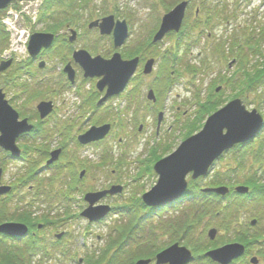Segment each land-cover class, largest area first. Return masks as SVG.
<instances>
[{"label": "rangeland", "instance_id": "rangeland-1", "mask_svg": "<svg viewBox=\"0 0 264 264\" xmlns=\"http://www.w3.org/2000/svg\"><path fill=\"white\" fill-rule=\"evenodd\" d=\"M109 1L112 2L113 0ZM117 1L118 3L120 2V0ZM154 1L155 0H124V8L129 13V21L133 32L136 34L144 32L143 29H139L143 27L145 29V35H147V29H150L164 14V11L161 8L159 9L158 6H154ZM202 1L203 0H196L195 4L189 11L190 19L194 16L195 8L199 6ZM206 1H208L210 5L214 4L215 6L212 8H215L216 11L219 10L217 7L219 4L222 5L225 2L224 5L226 7L225 10H221L223 13L218 14L220 16V26L209 29L206 32H202L201 27H196V30H193V34H188L190 39L186 38L189 41L186 45H189L188 47L192 45L193 48L188 50L185 47L183 48V51H181L182 55L180 62H182V64L177 66L178 72H180L175 78L174 86L170 90L172 95H168L163 99L164 103L162 106L164 107L163 111L165 113V131L170 126H173L174 129H172L175 134V140L173 142H168V150L164 152L165 154H163L161 151L162 149L160 148L164 143L157 141L155 143V145L158 143L157 149L153 147L147 148L146 142L149 141L147 140L148 137L142 141L135 138L134 133L137 132L140 123H147L152 130L155 129L157 114L154 115L150 121V119L143 116L142 112L137 113L140 121L136 123V125L133 123L134 119H130L129 116L127 117V114L122 117L121 127L124 126L125 132L122 131L121 127H118L117 131L122 133L121 137L128 139L123 145L119 146L117 140L118 136L115 138L110 137L109 140L100 145H89L88 147H81L78 145L77 137L82 131L85 129L88 130L87 128L91 126H95V122L98 123V121L101 120L111 122L108 120V117L105 116L109 108L112 107L113 110L114 107H118L119 103L122 102L121 100L125 101V99L119 97L120 99H115L113 103H108L107 106H103L93 115L95 103H90V105H88L86 102L88 97L92 96V91L89 89H91L93 84L85 81L81 73H79L77 83L74 87L66 82L65 77L62 79L61 71L59 70L63 67L59 66V64L55 61V57L57 56L56 52L61 50L60 47H58L59 49H56L53 53L49 55L47 54L46 57H43V61L46 64L45 68L41 69L43 71L39 70L37 64L29 66L27 49L24 48L23 51L20 49L22 47H27V36L29 37V35L33 33L44 32L45 30V21H39L37 19L36 22L33 21V13H35L36 9L38 10V7L42 5L41 3L35 7L34 3L23 2L24 5L22 3L21 5H14L7 13H2L0 15L1 21L7 14H11L12 16V13H15L12 16L13 22L16 20L14 22L16 30L9 31L8 28H5L7 38L0 35L2 36L0 37L1 43L4 42L5 44L6 42L4 46H0V59L3 57H11L13 58L16 66H10L6 69L7 71L5 70L1 73L8 78V85L10 87L12 82L16 84L19 80L18 82L23 85L22 88L34 95V98L29 101L22 100L14 103L18 104L19 109L23 106L21 111L28 115L33 112L35 105L40 100L55 98L57 113L54 114L49 121L42 124V126H45L49 123L56 122L57 125L50 128V133L57 134V138L51 140L48 152L53 148H58L59 144L60 146L63 145L65 147L63 156L65 157L64 160H78L81 164L88 166L89 171L86 174V181L88 185L85 192H96L102 190L104 186H109L111 184H113V186L114 184L123 186L124 190L121 195L111 196L110 200L106 199L101 203H106L107 205L115 208L124 206L128 208V211L115 210V212L111 213L109 218L98 225L91 226L81 217H78L81 218V220H78L77 218L69 219L70 223H65L62 226L63 230L69 233V235L67 238L62 240L60 245H58L59 250L56 254L57 256L54 254L50 255L49 252L47 254L40 253L35 259L36 263L85 264L84 261L86 259L97 260L104 257V255L107 258L110 257L112 250L115 252L117 249L116 247H118L120 242H126L127 247L125 250L128 249L126 252H130L134 255H136L137 251L140 249L137 246H146L147 257L145 256L144 260L149 259L151 264H157V255L163 252V250L168 247V244L170 246L175 241L171 234L176 231L178 225L180 223H184V221L189 222L190 225L193 224L194 219L191 213H196L199 207V205L195 203L196 201H194L195 197L194 200H179L165 206H149L144 204L143 201L141 202L142 204L139 203L143 195L150 192L158 181V175H155L154 173L155 164L157 162V157L155 156H158L161 160L165 158L160 157L161 155L168 156V154L174 152L179 147L183 140V136L188 131V127L190 128L193 123L199 121V118L201 117L200 105L197 106L200 99L205 101L212 88L218 85L223 86V84L218 81L220 75H229L228 77L233 76L234 72L238 70V59H241L243 55L249 58V62H247L246 65L251 68L258 67V69H262L264 65V0H246L248 3L244 0ZM97 3L99 10L96 13H93L91 10L94 6L92 5L88 10V14H86V18H88L87 21L79 27V33L82 37L80 43L84 42V27L88 25V20L90 19L91 21L95 17L94 15L100 16V20L103 19L112 8V6L105 8L103 0H100ZM28 4H31V6ZM121 11L123 12L122 6ZM47 13L50 15V12ZM74 14H80V12L73 13V15ZM221 16L225 17L222 18ZM219 21L216 20L217 23H219ZM0 25L3 28V23H0ZM198 30L202 32L201 35H198ZM19 32H23V35ZM142 35L143 34L138 35L140 37L138 39V43L142 44L139 45L140 47H144L143 45L147 39V36L145 37V35ZM90 37H95L93 32ZM17 40L21 41L22 45L18 46V49H14V45L17 46ZM164 41V47H168V50L171 53L172 51L170 50V45L173 44L174 38H166ZM182 41L183 40L179 42ZM97 42L98 44L100 43L101 47L107 43L106 40L104 44L102 40ZM169 56L170 55H167V57ZM22 66L25 67V72L30 74L27 79L36 80L33 85H31V81L28 82L30 84L26 82L27 79L24 77V72L21 69ZM162 69L163 65H155L154 74L149 80H147L148 83L153 84L157 73H160ZM171 71L172 70L169 68L168 71L164 70L161 75L168 76ZM173 71L177 72L176 67ZM33 73L36 75L33 76ZM92 89L94 90L95 88L92 87ZM263 90L264 86L263 89H257L260 104L264 103ZM224 91L225 96L230 94L232 95V93H230L231 90L227 89ZM77 92H79V98H76ZM21 93L22 94H19L18 91H14L12 92V97L20 95V97L25 98V93L22 91ZM261 94H263L262 97ZM231 95L229 97H231ZM95 97L98 98L97 95ZM231 100L232 99H229L228 101L226 100V103H230ZM242 101L249 110L259 108L260 112L264 114L263 106L260 107L254 93L249 94V99L247 101H244V99H242ZM166 102L167 105H165ZM258 105L259 107H257ZM177 107L181 108V112H176ZM161 109L162 107L159 106V108H156V111ZM183 112H187V115L183 116ZM181 119L183 121H181ZM206 119L207 117L205 120ZM128 121L130 124H127V126L126 122ZM67 123H69L68 127L71 125L70 128L66 126ZM190 123L192 124L189 125ZM84 126H86V128ZM263 130L264 128H262V131ZM261 135L263 137L260 136V138L263 139L264 131ZM113 138L115 141H113ZM258 139V137H255L248 143L242 144L240 149L237 147L231 148V152L229 154L224 155L220 160L216 161L208 175L203 177L201 176L197 178L196 181L192 180L191 175L188 176L186 178V181L188 182V189L185 194L194 196L196 195V189L199 193L201 190L208 188L210 184L212 185L216 179H221L220 181H223V183L215 182V184L229 186L227 183L230 178L224 173L236 168L241 162L246 163L248 168L250 165H253V157H235L233 153H240L241 155L249 154L251 151L252 153H255L257 150L256 148L248 147H256ZM25 142L28 143V141ZM24 143H21L20 148L23 152H27L28 144ZM154 150L156 152L151 155ZM31 155L32 158L37 157L36 154L34 155L31 153ZM24 164L25 162L22 163L16 161L4 164L6 170H4L3 184L10 185L13 177ZM38 171H40V169ZM243 171L251 172L253 169L250 167L249 169H244ZM243 171H240L239 174H245L242 173ZM51 174L52 172L43 170L39 173V176L41 175L43 177H47ZM168 181L170 183H174V180ZM192 186L193 188H196L193 191H191ZM203 198H206V196H203ZM31 201L32 197L30 193L25 191V189L18 192L14 199V202L16 203ZM204 202L206 204L202 202L203 208L200 212L203 211L206 205H211L213 203V211H217L216 208L218 206L214 196L208 195ZM83 203L79 201L78 205H80V207L84 206L85 208L86 203ZM153 207H156V210L152 209V211H150L149 208ZM242 207H239V210L244 209L241 217V220L244 222L247 219L254 217V214H258L261 210V206L256 205L255 203L254 205L248 204L246 208H244L243 205ZM14 208L15 206L12 207V209ZM84 208L79 209L75 206L68 210V214H65L64 210H56L54 212L55 215L59 213L63 216V218H68L75 216V214L82 211ZM34 212L38 211L34 210ZM148 214L149 216H147ZM139 216L141 217L139 218ZM3 218H0V221H3ZM200 223L201 225H197L187 232L188 234L186 235L184 241L180 243L178 241L177 242L189 249L191 248L185 245L189 238L195 239L196 241L204 238V242H207V232L211 227H215V223L207 216L204 217ZM88 226L91 228H88ZM53 231L46 234H50L52 236ZM56 232L59 233L61 231L56 229ZM40 236L42 237L43 234H40ZM166 243L168 244L165 245ZM151 245H153L154 251L152 249L148 250ZM5 250L9 251L8 248H5ZM148 251L153 253L150 254ZM194 257L197 261V256L195 255ZM80 259H83V261L78 263V260ZM29 262L30 260L28 258V263ZM190 263L188 262L186 264ZM0 264L10 263L4 259L0 260Z\"/></svg>", "mask_w": 264, "mask_h": 264}, {"label": "flooded vegetation", "instance_id": "flooded-vegetation-1", "mask_svg": "<svg viewBox=\"0 0 264 264\" xmlns=\"http://www.w3.org/2000/svg\"><path fill=\"white\" fill-rule=\"evenodd\" d=\"M49 1H54L57 2V0H49ZM123 1V2H122ZM120 0L118 3L117 0H113L112 2L109 0H106L108 2L109 6H112L109 11V14H114L116 15V22H118V19L124 20L126 24V31H127V37L123 41V44L121 46H116L115 40L117 37V34L119 32H122L123 29H121L120 26L114 25L113 28L111 29L110 33L108 34H101V30L97 27L91 28L90 27V19L88 20L89 22L86 24L87 26L84 27L85 33H84V42L80 43V40L82 39L81 34L79 33L80 30V25L85 23L87 20L84 19V16L80 14H73V10H61L58 11L59 15H56V13L50 12L49 18L51 21V25H46L44 32L42 33H48V34H53L54 35V42L53 46L50 49H46L40 52V54L34 58L29 57L28 60H32L34 64L38 65L39 70L44 69V66L41 68L39 67L41 62L43 61V57H46L47 54L53 53L56 49H59L58 47L61 48L60 51L56 52L57 56L55 57V61L59 64V66H62L59 71H61V77L62 79L65 77L66 82L71 85L75 86L77 83V77L79 73L82 74L83 79L87 82H91L93 85L91 86L92 91V96L88 97L86 100L87 104L90 105V103H95V109L93 112V115L100 110L103 106H107L108 103H113L115 99H120L121 97L125 99V101L121 100L122 102L119 103L118 107H114L112 110V107L109 108L107 114L105 116L108 117V120L111 122L107 121H98L95 122L97 127H101L104 125H110L109 133L107 137H105L102 140H99L98 142H91L86 145H81V147H88L89 145H100L105 143L107 140L110 139V137H117L118 144L123 145L125 142H127V138L124 139L121 137L122 133L120 131H117L118 127H121V119L122 117L127 114V117L129 116L130 119H134L133 123H138L140 120L138 118V112H142L143 116L146 117L147 119L152 120V117L157 114L156 116V124H155V131L152 130V128L149 126L147 123H140L137 132L134 133V136L137 140H143L148 137L146 142L147 148L153 147L157 149V144L155 143L162 142L164 144L161 145V151L163 154L166 150H168V142H173L175 140L174 138V133H173V126H170L166 131H165V120H164V107L162 106L164 101L163 99L166 96H171L172 93H170L171 88L175 84V78L179 75L173 69L179 65V60L181 59V51H183V48L188 47L189 45H186L187 42H189L186 38L190 37L188 36V33L192 29H187L188 25H193L190 23L194 22V18L196 17L195 12L194 16H192L191 20H187V22H183V27L180 29L179 32L171 31L166 34V36L158 41H155V35L158 33L160 30L161 24L160 22H155V24L150 28L147 29L148 34L145 35V29L139 28L140 30L143 29L144 32H140L139 34H136L133 32V29L131 27V23L129 21V13L128 11L124 8L125 2L124 0ZM181 1H186V0H181ZM188 1V0H187ZM105 0H103L104 4ZM105 2V3H106ZM163 3H168V0H155L154 5L155 6H161ZM195 3V0H189V5H193ZM171 4V3H170ZM121 6L123 7V12L121 11ZM99 10V7L96 6ZM103 7V6H102ZM97 10V11H98ZM95 11L94 13H96ZM213 14V13H211ZM74 16V17H73ZM95 17L93 20H100V16L94 15ZM161 20V18H160ZM70 30L72 32H70ZM92 32L94 33L95 37H90L92 36ZM143 34L142 36L145 35L147 36L146 42L143 45L144 47H140L139 45L141 43H138V39L140 38L138 35ZM141 36V37H142ZM174 38V42L172 45H170V49L173 50V53L168 54V47H164V39L166 38ZM86 38V39H85ZM102 40L103 44L105 40L107 43L101 47L100 43L98 44L97 41ZM183 40L182 42H179ZM79 43V44H78ZM102 44V43H101ZM142 45V44H141ZM192 46V45H190ZM178 49V53L176 54L174 51ZM69 48V49H68ZM80 51H86L89 53V55L92 58L100 57L103 60L109 61L111 60L115 55H119L121 57L122 62H129L132 60H138L137 63V71L135 73V76L130 80L128 89L125 90L124 93L119 94V95H113L105 99V94L107 93V88L104 89H99V83H100V78H86L84 77V72L82 68L80 67V64L76 62L74 59V54ZM167 55H170L167 57ZM53 56V55H52ZM51 56V57H52ZM154 59L155 60V65H163V71L167 70L166 65L171 66V73L169 75V82L167 84V90H162V91H156L155 92V99H149L147 97V92L150 88H152L155 85L154 84H149L148 82H145V79H150V76L144 75V69L148 63V61ZM167 61V62H166ZM166 62V63H165ZM16 64H12V67L15 66ZM70 65L72 68H74V73H75V79L74 81H71L69 79L68 74L65 73L64 69L66 66ZM7 71V70H6ZM43 71V70H41ZM154 73V72H153ZM152 73V74H153ZM35 76V75H34ZM158 74L155 77V81L158 79ZM135 79H139L138 83H136ZM159 79H163V77H160ZM22 80V79H21ZM179 81V79H178ZM8 78L5 77V75L2 73L0 74V90L5 94L6 100L10 102L12 107L19 112V107L18 104L14 103L16 101H22L24 98L20 97L18 95L17 97H12V92L16 90V84H11V87L8 85ZM145 82V83H144ZM95 83V86H94ZM95 88L94 90L92 89ZM137 87L138 89H136ZM7 91V92H6ZM19 94H22L21 91L18 92ZM79 92L76 93V98H79ZM91 94V93H90ZM98 96L95 97V96ZM120 97V98H119ZM84 99V98H82ZM55 103L54 105V114L57 113V104L55 102V98H52ZM167 105V102L165 103ZM159 106L162 107L161 110L156 111V108H159ZM116 111V113H115ZM176 112H181V108L177 107ZM163 113L162 121L160 126H158V121H159V114ZM187 112H183L182 115L185 116ZM106 120V119H105ZM132 123V124H133ZM130 124V122H126V125ZM69 123L66 124L68 127ZM55 126H57L55 124ZM128 126V125H127ZM71 125L68 127L70 128ZM86 128V126H84ZM92 127V126H91ZM90 128V127H89ZM122 131L125 132L124 126L121 127ZM173 128V129H172ZM88 129V128H87ZM86 131V129L84 130ZM82 131L81 133H84ZM54 136L52 139L57 138V134L53 133ZM34 135L36 134H23L21 135L18 140L17 144L20 147L21 143H24L25 141L31 142L34 138ZM79 136V135H78ZM113 138V141L115 139ZM51 139V140H52ZM184 140V139H183ZM182 140V141H183ZM140 141V142H141ZM77 142H78V137H77ZM139 142V143H140ZM26 143V142H25ZM24 143V144H25ZM155 145V146H154ZM57 148V147H56ZM53 148L52 150L56 149ZM58 148L62 149V154L64 155L65 152V147L63 145L58 146ZM21 149V148H20ZM22 150V149H21ZM51 150V151H52ZM156 151H152L151 155L155 153ZM50 154V151H49ZM2 157H7L8 159L12 158L9 153L3 152ZM158 157V156H155ZM162 157V155L160 156ZM26 158L28 159V156L25 154V152L22 151L21 154V162H25ZM49 159V157H46ZM65 157H59V160L54 163L51 166V171H57L58 167H63L64 171L60 172L59 178L57 179L58 184L56 185L55 189L61 190V193H63V196H60V198L56 199V193L54 194L53 188L50 187H39V188H32L28 187L25 189L27 193H30L32 197L31 202H14V200H8L7 202H4L0 205L6 206L5 208H2V210H5V213L3 212L2 215H5L8 221L12 222H19L24 224L27 227V234L25 235L28 240H31L32 242H37L41 241L43 242V247L44 251L46 252H54L58 253V245L62 243V240L68 237L69 233H67L65 230H63V225L65 223H70L69 219L73 217H65L61 216L59 213L55 215L56 210H64L65 214H68V210L70 208H73L77 206L79 209L84 208V206L78 205L79 201L82 200L80 196L77 197V201L73 202L72 201V192L71 189L79 195L80 193L83 192V189L87 187V185L81 183L80 185H74L72 186L73 180L70 177H67L68 174L72 171L73 167H76L77 173L84 171V175H86L89 171L88 166L85 164H81V162H78V160H64ZM6 160V159H5ZM48 169V168H45ZM67 177V178H66ZM66 178V179H65ZM79 178V177H78ZM82 179V178H79ZM116 184H114L115 186ZM113 184L109 186H104V188L101 191L105 190H110L113 187ZM120 186V185H119ZM17 196V191H14L12 193L11 198H15ZM58 197V196H57ZM111 196H107V199L110 200ZM10 198V197H7ZM6 198V199H7ZM10 198V199H11ZM83 203V201H81ZM84 205V203H83ZM15 206L14 209L12 207ZM86 206V205H85ZM27 209V210H25ZM111 209H115V207H112ZM151 211L152 209L156 208H149ZM34 210L38 212H34ZM9 216V217H8ZM72 216V213H71ZM78 220H81V218L76 217ZM105 221V220H103ZM103 221L100 222H94V223H89L91 226L92 225H98L101 224ZM59 222V223H58ZM239 226L242 228L235 229L233 230V233L231 235V240L232 242L230 243H238L242 244L245 248L243 255L239 258L238 261L234 262V264H254L251 258L253 256L259 257V255L264 252V238H257L255 239V236H261L262 234L257 230L258 226L256 223H253L252 220H250L247 223H240ZM88 228H91L88 226ZM56 229H58L59 233L56 232ZM54 230V231H53ZM52 236L48 233L52 232ZM246 231L248 234H246ZM47 233V234H46ZM89 233V231H88ZM40 234H43L41 237ZM244 237V239H243ZM26 239H17L14 238V240H17L21 242L22 244ZM248 239V242H247ZM16 241H14L15 243ZM153 245H151L150 249L148 250H153ZM147 251V250H146ZM150 253V251H148ZM33 260V259H32ZM34 263V261H32ZM257 264H263L262 260L259 261Z\"/></svg>", "mask_w": 264, "mask_h": 264}, {"label": "water", "instance_id": "water-1", "mask_svg": "<svg viewBox=\"0 0 264 264\" xmlns=\"http://www.w3.org/2000/svg\"><path fill=\"white\" fill-rule=\"evenodd\" d=\"M37 0H0V11L20 3L34 2ZM188 3H182L174 8L163 18L161 28L155 36V41L162 39L169 31H179L185 16ZM102 29L109 33L114 25L120 26L122 32L117 34L115 44L121 46L127 37L125 22L114 24V18L109 17L103 20ZM97 23V22H96ZM94 23V25H96ZM54 41L53 34L35 33L31 36L28 51L31 57H36L42 49L49 48ZM74 59L80 64L85 72V77H100L99 88H108L107 97L118 94L124 90L128 81L137 68L138 60L122 62L119 55H115L111 60L106 61L100 57L92 58L88 52L80 51L74 54ZM12 64V60L0 64V73L5 71ZM153 61H149L145 73L152 71ZM69 79H74V69L68 65L64 69ZM53 109L52 102H42L37 106V110L42 119L46 118ZM264 124L263 117L257 110L251 112L246 109L241 100H234L225 107L211 115L202 130L186 139L169 156L160 160L154 170L159 175L157 185L143 196V201L149 206H165L184 199L186 196V177L193 174L192 178L197 179L208 175L211 166L220 156L235 147L246 144L260 133ZM33 129L27 119L20 120L19 113L5 99V95L0 91V146L9 151L15 158L19 157L21 151L17 146V139L24 133ZM110 126L92 128L84 135L79 136L81 144L103 139L109 132ZM61 153L55 150L51 153L48 164L53 163ZM84 173L81 174L83 176ZM1 175V170H0ZM168 180H174L170 183ZM11 190L8 186L0 187V196ZM121 191L117 187L111 191L103 193H92L86 196L90 207L83 213V216L91 220H98L109 213L108 207H96L93 205L106 194H116ZM218 194L224 195L228 189L222 187L215 190ZM238 193L246 194L247 187H238ZM27 227L18 223H6L0 225V234L8 236L22 237L26 234ZM217 230L212 229L209 237L215 239ZM244 252L242 245L236 244L225 248L209 252L208 257L220 264H229L233 259L238 258ZM193 259L192 253L179 244L172 245L167 250L157 255V264H186ZM150 261L142 260L137 264H149Z\"/></svg>", "mask_w": 264, "mask_h": 264}, {"label": "trees", "instance_id": "trees-1", "mask_svg": "<svg viewBox=\"0 0 264 264\" xmlns=\"http://www.w3.org/2000/svg\"><path fill=\"white\" fill-rule=\"evenodd\" d=\"M69 2L73 6L75 3H77V0H70ZM60 3H62V0H57V2L46 0L42 7L41 21H45V22L50 21L47 12H51L52 7ZM207 24L209 25L206 26L210 27L211 21L208 22ZM0 35L7 38L6 36L7 33L5 31V28L4 27L2 28L1 25H0ZM5 44L4 42L1 43L0 41V46L1 45L4 46ZM248 59L249 58L243 55V57L239 60V65H238L239 69L233 74V76L231 77L223 76L219 79V83H222L225 86L224 90L227 89L231 90V93L233 94L232 97H243V99L246 101L249 99V94L251 93H254L257 100L258 98L257 89L259 90L260 88L263 89L264 86V65L262 69H258V67H253V68L247 67L246 64L247 62H249ZM168 76H162V77L163 79H167ZM11 84H15V83L12 82ZM23 90L24 92H26V98L28 101L34 98V95L32 93L28 92L25 89ZM224 92L225 91H223L220 94H216L213 91L211 92L212 94L210 95L209 99L205 101L203 104H200L201 117L199 118V121L193 124L190 128L188 127V135L193 133L195 130H198L200 126H202L205 118L209 114L216 111L220 106H222L224 102H226L227 99H224L225 96ZM263 94H264V90H263ZM48 126L49 125H46L45 128L39 126L37 128L38 130L34 132V134L36 135H34L33 140L31 141V143H28V149L27 152H25V154L30 156L31 153H33L34 155L36 154L37 157L35 158V160L31 159L29 161L28 169L25 171L23 175H21L20 178H18V182L23 181V179L26 178L31 180L33 177L32 169L34 168V166L35 165L37 166L40 163V160L44 159V157H47L48 148L51 143V139L53 137V136H49L50 132H48V130L46 129ZM257 141L258 144L256 145V147H252V146L248 147V148H256L257 150L256 149H255L256 151L254 150L255 153H252V151L251 153L245 155H241L240 153H233L235 157H253V165H250L253 171L251 172L243 171L244 169L250 168V167L248 168L246 163L244 162L239 163L236 168L228 171L229 173H227V176L230 178L228 183L230 184L231 191L226 197L222 198L220 196H215L213 194H206L201 191L198 193V190L196 188H193L192 186L191 191L196 189L195 190L196 195H194L193 198L194 197L198 198L201 202H204L208 195H212L215 197L216 204L218 206L216 208L217 211H213L214 203L211 205H206L203 211L199 213L198 219L202 220L203 216H208L211 217L214 223L217 226H219L221 229L223 228L225 230H231V227H233L235 222L237 223L238 218L240 216L239 207H242V205L245 202L256 201L261 204H264V138L262 139L259 137ZM237 148L240 149L241 147H237ZM240 171H243L242 173L245 174H239ZM71 178L73 180L72 186L74 187V185L77 184L75 167L72 168ZM220 180L221 179H216L217 182L223 183V181ZM54 181H55L54 178L51 177L50 184H53ZM238 185H246L250 187L251 194L249 196H239L238 194H236L234 192V188ZM71 192L74 193L75 191L71 189ZM203 196H206V198H203ZM1 214L3 213L1 212ZM261 219L264 221V215L261 217ZM191 228L192 225H190L189 222H184L177 227L176 231H174L171 236L174 238V240L175 239L177 241L183 240L184 238H186V235L188 234L187 232ZM246 234H248L247 231ZM254 238L257 239L259 238V236H255ZM188 240L186 242V245H189L192 251L197 256L196 264H210L207 261H205V259L202 258L201 256L199 257L200 254H203L208 248H210V246L207 245L206 242H204L203 238L199 239L198 241L191 238H189ZM1 243L2 242L0 240V245ZM126 247H127V243L121 242V244L118 245V247H116L117 248L116 251L113 254L111 253L110 257L107 258L104 255V257L99 258L97 260L86 259L85 264H133L135 260H137L140 256L143 255V253L141 252H137L136 255L130 254L129 252H126L128 250V249L125 250ZM261 255H262L261 259L264 261V252H262ZM15 256L16 255L15 254L13 255L12 253H9V257L3 256V253L0 252V260L5 259L10 264H24L22 262V259H18Z\"/></svg>", "mask_w": 264, "mask_h": 264}, {"label": "bare ground", "instance_id": "bare-ground-1", "mask_svg": "<svg viewBox=\"0 0 264 264\" xmlns=\"http://www.w3.org/2000/svg\"><path fill=\"white\" fill-rule=\"evenodd\" d=\"M36 5H39V3H37ZM2 11H0V13H1ZM42 249H43V247H41ZM44 250V249H43Z\"/></svg>", "mask_w": 264, "mask_h": 264}]
</instances>
